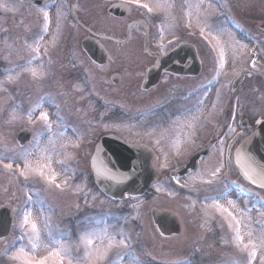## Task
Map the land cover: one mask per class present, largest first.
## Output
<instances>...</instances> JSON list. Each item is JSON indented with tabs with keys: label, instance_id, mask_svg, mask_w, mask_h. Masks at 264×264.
Here are the masks:
<instances>
[{
	"label": "flooded vegetation",
	"instance_id": "af4514ba",
	"mask_svg": "<svg viewBox=\"0 0 264 264\" xmlns=\"http://www.w3.org/2000/svg\"><path fill=\"white\" fill-rule=\"evenodd\" d=\"M201 1L210 6L207 18L211 25L201 28L204 35L209 36L211 29V34L219 38L226 28L248 47L229 67L234 69L230 75L221 77L219 60L212 55L208 41L197 29L173 25L174 31L165 32L162 14L156 11L149 14L141 7L143 3L151 5L152 0H140L139 4L131 0H42L40 5L29 4V7L31 18L33 13L36 14L32 23L33 35L45 32L39 10L49 11L48 30L53 25L51 31L59 36V44L63 46L59 48L61 54L69 60L74 58L75 69L101 74L103 83L92 88V95L94 99L102 96L108 102L105 105L93 102L92 116L103 121L131 120L138 128L103 130L94 141L90 155L98 139L108 133L116 134L126 142L147 144L157 155V166L161 170L158 180L172 192L184 195L188 203L187 212H182L193 219H186L179 212L183 232L192 219L198 226H211L215 236L212 242L231 245L229 239L232 238L224 229L230 217L227 212L214 207L212 199L205 197L219 199L224 208L253 228L259 238L264 228V187L244 178L236 157L241 159L242 144L264 120V25L260 24L264 20V8L258 0ZM98 42L105 52L97 50ZM253 60L256 61L255 68L252 67ZM114 73L120 74L117 84L110 81ZM153 126L155 136L152 138L141 133ZM171 133L186 135L180 140L182 146L176 152L173 165L167 164L163 157L169 150ZM170 156L175 155L170 153ZM87 162L90 163L89 159ZM187 165L194 169L183 176L167 174L169 170H181ZM217 168L221 170L213 176ZM129 200L113 201L97 191L78 194L73 199L75 204L58 218L61 240L70 239L68 249L72 264L82 259L78 258L83 247L81 237L97 228L101 235L108 226L113 232L111 236L117 234L116 241L125 237L130 239L127 248L113 247L107 260L113 256L118 257V264H131V261L134 264H162L176 260L173 257L164 259L163 252H177L175 240L178 236H163L154 226L156 240L146 246L149 230H145L153 224L146 227L150 220H147L143 199L134 203ZM228 201H233L235 207ZM100 206L105 208L99 210ZM92 215L102 221L90 225ZM109 215L111 221L106 220ZM94 240L95 243L90 245L92 249L100 248L101 240ZM234 248L238 257L241 253L248 254ZM213 259L205 256L201 261Z\"/></svg>",
	"mask_w": 264,
	"mask_h": 264
},
{
	"label": "rangeland",
	"instance_id": "374dc122",
	"mask_svg": "<svg viewBox=\"0 0 264 264\" xmlns=\"http://www.w3.org/2000/svg\"><path fill=\"white\" fill-rule=\"evenodd\" d=\"M152 1L151 5L159 4L161 6L156 12L161 13L164 17L161 24L165 32L174 31L173 25H185L194 31L197 29L199 32L202 27L207 28L211 25L207 18L210 6L201 0ZM258 3L264 8V0H258ZM31 15L30 9L16 0H0V157L4 158V164L10 162L13 164L11 172L5 169L3 164H0V184L4 187V191L0 193V203L12 202L14 195L20 196L19 201L14 205L15 208L13 207L15 212L14 232L6 239L0 240V264H24L22 260L12 259L13 254L21 247L37 260L48 257L50 252L60 249L61 246L68 249L70 239L61 240L58 236V218L61 213L75 204L73 199L78 197V194L96 193L95 189L90 186L91 172L87 162L94 141L103 130L120 131L127 126H130V130L138 129L132 125L131 120L114 118L103 121L92 116L94 113L93 102L98 101L102 104L104 98L98 96L97 99H94L89 89L103 83L101 74L94 72L89 75V72L83 68L79 72L72 71L73 73H70L75 62L74 58L69 60L68 57L61 54V51L59 55L53 53V57L49 56L51 54L48 50L53 48L52 35L45 33L47 35L31 38L33 18L36 17V14L33 13V18ZM34 21H38V19H34ZM209 32L208 37L212 40V45L209 44V48H212V52L210 51L212 55H216V59L220 61L219 49L223 48L225 53V65L222 68L221 77L226 76L227 73L232 74L234 69L229 67L236 63L240 54L248 47H245L246 44L239 41L226 28L219 38L217 35L211 34V29ZM56 44L54 43V46ZM36 47H39V53L33 51ZM211 58L213 59V56ZM25 68H36L44 75L33 78L30 72L24 71ZM9 76L13 79L9 80ZM37 105L41 107H37ZM32 109H35V112L30 122L28 112ZM41 111L48 113L51 123L50 131L39 119ZM13 115L17 119H12ZM21 127H29L33 130L30 142L23 147H20L15 139ZM122 132L126 135V132ZM141 133L152 138L155 136V127ZM166 135L169 137V132ZM184 137H186L184 134L177 136L174 133L170 134L167 145L169 150L163 155L168 161L167 164L173 165L176 152L180 149V145L182 146L180 140ZM26 152L30 153L28 159L34 167L50 162L51 169L56 175V183L61 184L62 188H56L36 174L30 175L27 180L20 176L16 171L17 164L20 168L24 167L21 155ZM170 153L175 156H170ZM46 157H50V161ZM45 173L48 174V169H45ZM10 177L13 180H10ZM158 186L162 187L160 184ZM152 191L158 195L156 197L144 196L142 203L145 210L150 206L158 205V203L162 206L173 203L184 218L193 219V216L188 217L182 212V210L185 212L188 210L186 207L188 203L185 201L184 195L180 193L173 195L170 191L160 192L157 186ZM102 208L104 209L105 206ZM102 208L100 206L98 209ZM26 209L31 213L30 219L35 221L39 227L38 240L29 239L32 236L30 226L21 228ZM192 219L190 224H186L184 235L175 240L177 252L170 253L168 251L163 257L178 259L190 257L191 264H226V262L227 264H249L248 254L241 253L238 257V253L234 250V247H238L234 239L235 233L229 224H226L224 229L232 238L229 239L232 246L230 244L218 245V242H212L215 236L212 235L211 226L209 224L198 226ZM99 221L102 220L97 215L90 217V222H92L90 225ZM86 224L88 222H85ZM108 230L107 232L111 236L113 233L111 227L108 226ZM210 230L212 231L210 232ZM249 231L252 233L251 239L259 242L255 230L248 224H244L242 219L241 233L245 237V243L249 240ZM93 232L98 235L99 229L97 228L91 233ZM94 239L100 241L97 237ZM16 240L19 241V244L13 246ZM55 241H60V244H56ZM106 242L108 241L105 240L103 244H107ZM33 243L37 245L35 251L32 250ZM79 245L81 244L79 243ZM82 246L78 256L82 259L74 261L76 264H89L87 262L90 264H117L118 257L115 256L101 262H97L95 259L86 260L85 253L92 247L90 245L86 247L83 242ZM209 246L212 247L205 249ZM205 256L215 259L202 262L201 258ZM218 258L220 259L218 260ZM68 259H71L70 254L65 256V262ZM262 261H264V252L258 250L254 264H261ZM46 264H54V260L49 258Z\"/></svg>",
	"mask_w": 264,
	"mask_h": 264
},
{
	"label": "water",
	"instance_id": "95a60500",
	"mask_svg": "<svg viewBox=\"0 0 264 264\" xmlns=\"http://www.w3.org/2000/svg\"><path fill=\"white\" fill-rule=\"evenodd\" d=\"M256 131L248 137L243 144V151L253 153V158L243 159L239 168L244 177H252L251 162H257L258 170H264V123L256 126ZM31 135L30 129H22L17 135L20 145H24ZM256 155V158L254 156ZM153 153L143 145L137 146L127 144L114 135H106L97 143L91 158V169L98 188L107 196L114 199H121L128 195H142L152 186L155 181L156 168L152 161ZM248 175H245V173ZM115 177L113 179L112 177ZM261 183V180H259ZM2 187L0 185V192ZM18 197L15 196L14 200ZM152 217L164 233H179L180 223L177 218L168 211L152 209ZM13 213L11 205L6 203L0 205V238L10 232ZM162 220V223L160 222ZM170 232H167V230Z\"/></svg>",
	"mask_w": 264,
	"mask_h": 264
},
{
	"label": "snow or ice",
	"instance_id": "6c2138e0",
	"mask_svg": "<svg viewBox=\"0 0 264 264\" xmlns=\"http://www.w3.org/2000/svg\"><path fill=\"white\" fill-rule=\"evenodd\" d=\"M132 3L134 4H139L140 0H131ZM6 7V6H5ZM143 9L147 10V13L151 14L154 11L158 10L161 6L159 4L156 5H150L149 3H143L141 5ZM42 13V18H43V24H44V31L48 30V27L51 23V16L49 11L45 9H40L39 10ZM190 26V24H189ZM201 35L204 37L205 40L208 41L210 45H212V40L209 39L207 35H204V30L201 29ZM163 47V45H162ZM246 47V46H245ZM33 51L39 53L40 49L39 47H36L33 49ZM219 55H220V68H223L225 65V59H224V50L223 48L219 49ZM252 67H256V61H252ZM24 71L30 72L33 78H38L42 77L44 75L43 72L38 71L36 68H25ZM13 77L9 76V80H12ZM37 107H41L40 105H37ZM35 112V109H32L31 111L28 112V120L31 122L33 119V113ZM12 119H17L15 115H13ZM40 121L44 122L45 127L47 130H51V123L50 119L48 116L47 112H40L39 116ZM261 123H264L262 121ZM30 153H23L21 155V160L24 163V167L20 168L19 164H17V169L16 171L20 176H23L25 180L29 178L30 175L36 174L40 178L45 179L46 182L54 185L56 188H62L61 184L56 183V175L54 171L51 169L50 162L46 163L42 166L34 167L31 161L28 159V156ZM47 160L50 161V157H46ZM0 164H3L4 168L7 169L8 171H13V164L7 163L4 164V158L0 157ZM222 167V166H221ZM45 169H48V174L46 175ZM220 168H217L215 171H213L212 175L217 176L220 172ZM245 175H248L246 172ZM115 179V177H112ZM249 179H252L251 176H249ZM260 179H261V187H264V173L260 174ZM66 183V182H65ZM179 183V181H177ZM219 196H224V193H219ZM205 199H212L213 201V206L216 207L217 209H220L223 212H227L228 216L230 217V222H229V227H231L235 233V243L236 246L242 251V252H247L248 257H249V264H254L255 259L258 255V250H261L264 252V228L261 229V233L259 236V243H256L252 237L251 231H249L248 236L249 240L247 243H245V237L241 233V225H242V219H238L236 215L233 214L232 211H229V209L224 208V206L220 203L219 199L217 198H209L205 197ZM230 205L235 207V203L233 201H228ZM31 213L27 209L25 210L24 216H23V223L21 224V228L29 227L31 229L32 236L29 237V239L32 240H38L39 239V227L37 223L33 220L30 219ZM50 235V234H49ZM96 236L98 239L101 240L102 247L101 248H93L89 249L85 253V259L86 260H92L95 259L97 262L105 261L107 260L108 257V252L113 248V247H124L127 248L129 247V237H125L123 239H120L119 241H116L114 236H110L107 232V228L103 230V235H97V233H89L86 236H82L81 240L87 247L88 245H93L95 243V240L92 239L91 237ZM23 239V237H21ZM107 240V244L104 245L103 242ZM56 244H60V241H55ZM37 248V245L33 243L32 245V250L35 251ZM69 249L63 248L61 246L60 249L52 251L49 253L48 257H44L43 259L37 260L35 257L31 256L28 251H25L23 247L19 248L16 253L13 254L12 259L14 260H22L24 261V264H46V261L51 258L54 260V264H65V256L69 255ZM67 264H72V259L67 260ZM261 264H264V261L261 262Z\"/></svg>",
	"mask_w": 264,
	"mask_h": 264
}]
</instances>
